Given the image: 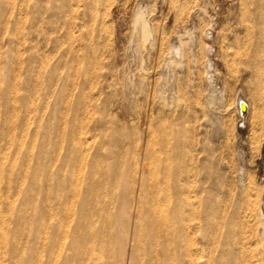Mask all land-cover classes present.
<instances>
[{
	"label": "rangeland",
	"instance_id": "obj_1",
	"mask_svg": "<svg viewBox=\"0 0 264 264\" xmlns=\"http://www.w3.org/2000/svg\"><path fill=\"white\" fill-rule=\"evenodd\" d=\"M0 264H264V0H0Z\"/></svg>",
	"mask_w": 264,
	"mask_h": 264
},
{
	"label": "water",
	"instance_id": "obj_2",
	"mask_svg": "<svg viewBox=\"0 0 264 264\" xmlns=\"http://www.w3.org/2000/svg\"><path fill=\"white\" fill-rule=\"evenodd\" d=\"M240 108H241L242 116H246L247 113H248V109H247L246 104H245V103H242V104L240 105Z\"/></svg>",
	"mask_w": 264,
	"mask_h": 264
},
{
	"label": "bare ground",
	"instance_id": "obj_3",
	"mask_svg": "<svg viewBox=\"0 0 264 264\" xmlns=\"http://www.w3.org/2000/svg\"><path fill=\"white\" fill-rule=\"evenodd\" d=\"M242 103H245V102L240 101V102H239V108H240V105H241ZM245 104H246V103H245ZM246 106H247V104H246ZM247 109H248V106H247ZM240 111H241V108H240ZM241 114H242V112H241Z\"/></svg>",
	"mask_w": 264,
	"mask_h": 264
}]
</instances>
